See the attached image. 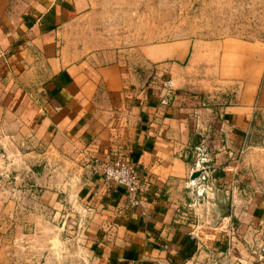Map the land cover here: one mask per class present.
Masks as SVG:
<instances>
[{"label": "crops", "instance_id": "0c3cea01", "mask_svg": "<svg viewBox=\"0 0 264 264\" xmlns=\"http://www.w3.org/2000/svg\"><path fill=\"white\" fill-rule=\"evenodd\" d=\"M87 8L0 0V179L35 208L80 212L94 264H264L255 252L264 242V141L251 142L264 111L263 43L182 38L132 57L90 51L74 34ZM152 74L171 80V104L160 103ZM207 94L229 97L216 120L181 101ZM94 157L136 166L138 206L104 182ZM195 170L205 178L191 183Z\"/></svg>", "mask_w": 264, "mask_h": 264}, {"label": "rangeland", "instance_id": "374dc122", "mask_svg": "<svg viewBox=\"0 0 264 264\" xmlns=\"http://www.w3.org/2000/svg\"><path fill=\"white\" fill-rule=\"evenodd\" d=\"M87 4V15L77 21L79 31L74 34L90 51L120 49L132 57L134 49L147 43L182 38L238 37L264 45V0H87ZM129 60L140 62L139 58ZM165 80L153 74L148 78L154 91L162 90L160 98ZM176 95L173 89L171 103ZM228 98L207 94L181 101L186 107L200 108L203 120H216L219 107ZM207 107H216V116ZM252 122L251 142L263 145L264 111L256 113ZM205 150L206 143L201 146ZM3 181L0 179V264L95 263L80 212L64 206L35 208L30 197L22 198L15 185ZM18 199L21 207H17ZM68 212L71 215L66 217Z\"/></svg>", "mask_w": 264, "mask_h": 264}, {"label": "built area", "instance_id": "2783aa9c", "mask_svg": "<svg viewBox=\"0 0 264 264\" xmlns=\"http://www.w3.org/2000/svg\"><path fill=\"white\" fill-rule=\"evenodd\" d=\"M164 95L160 99V103L163 105H169L172 100L173 87L170 79L164 81ZM95 171L101 174L104 182L108 185H115L123 187L128 194V203L131 207L139 205V195L142 192V183L138 169L135 165L122 158L114 159H100L94 157L90 160ZM205 162L204 157H200L197 165ZM197 178H205V175L200 171V175ZM193 183V179L191 180ZM193 185V184H191ZM192 192V187L189 188ZM195 194H200L196 189ZM257 258L264 263V242L258 243L255 249Z\"/></svg>", "mask_w": 264, "mask_h": 264}, {"label": "water", "instance_id": "95a60500", "mask_svg": "<svg viewBox=\"0 0 264 264\" xmlns=\"http://www.w3.org/2000/svg\"><path fill=\"white\" fill-rule=\"evenodd\" d=\"M200 175V171L199 170H195L191 173V179H195ZM227 209V202L223 204L222 206V214L224 213V211Z\"/></svg>", "mask_w": 264, "mask_h": 264}]
</instances>
